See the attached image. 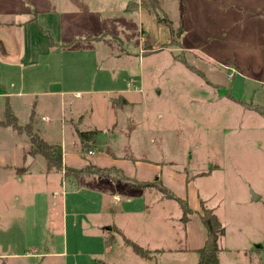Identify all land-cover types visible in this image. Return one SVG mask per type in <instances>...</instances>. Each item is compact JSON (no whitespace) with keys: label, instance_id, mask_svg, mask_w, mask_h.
<instances>
[{"label":"rangeland","instance_id":"rangeland-1","mask_svg":"<svg viewBox=\"0 0 264 264\" xmlns=\"http://www.w3.org/2000/svg\"><path fill=\"white\" fill-rule=\"evenodd\" d=\"M68 1L91 15L97 41L83 44L95 49L100 75L113 70V81L93 87L128 90L136 101L113 107L117 125L93 131L90 149L134 162L132 179L124 173L134 182L119 172L102 183L45 171L44 156L29 153L33 126L21 113L19 130L0 127V264H198L189 246H202L206 233L201 201L226 229L221 264H264V117L250 110L264 106V0H130L129 12V0ZM41 5L0 0L9 51L12 26ZM170 195L188 200V223Z\"/></svg>","mask_w":264,"mask_h":264},{"label":"crops","instance_id":"crops-1","mask_svg":"<svg viewBox=\"0 0 264 264\" xmlns=\"http://www.w3.org/2000/svg\"><path fill=\"white\" fill-rule=\"evenodd\" d=\"M70 4L68 0H42V5L35 14L12 26L16 36L15 50L9 51L7 42L0 40V98L6 102L3 109L6 105L10 106L17 121L21 113L25 114L29 119L27 124L31 123L33 126L34 134L48 144L61 145L64 167L82 169L88 164L99 168L115 167L122 169L132 179L134 169L131 164L134 162L125 157L115 160L105 152L100 157L97 155V148L90 149L86 156H81L78 152L79 132L100 133L117 125L112 100L124 97L129 104L136 101H133L132 93L128 90L112 92L93 87L100 80L113 81V70L107 69L105 79L100 75L95 49L83 44L97 41L93 29L95 25L93 21L87 20L91 19V15L85 6ZM258 67L260 73H263L258 79L264 82V59ZM89 84L91 86L87 88ZM132 84L136 86L133 81L128 83V88L134 89ZM261 86L263 89L264 84ZM86 115L89 117L85 124ZM40 122L45 123L46 127H42ZM82 123L85 131L80 127ZM103 127L106 129H102ZM59 130L66 134L69 132V140L66 137L58 139L59 136L55 133ZM94 141L89 142L90 145ZM29 146L28 150L31 151V142ZM25 160L26 158L23 163ZM31 163L24 168L25 171L31 167ZM45 171L63 175L65 172L49 170L47 163ZM103 180L97 181L103 183ZM113 227L115 226L112 229ZM206 236L207 232L205 235L201 234L202 246H189V250L195 252L203 247Z\"/></svg>","mask_w":264,"mask_h":264},{"label":"trees","instance_id":"trees-1","mask_svg":"<svg viewBox=\"0 0 264 264\" xmlns=\"http://www.w3.org/2000/svg\"><path fill=\"white\" fill-rule=\"evenodd\" d=\"M132 2L129 3L128 7L126 8V11L136 10V8H130ZM117 104L126 105L128 104L127 100L124 97H118L116 100H112V105L115 107ZM251 111H255L256 113L260 114L262 117H264V106L254 104L250 109ZM4 118L2 121H0V127L8 128L13 127L16 130H19L18 121L13 111H11L10 106L6 105L4 109ZM95 132L92 131H86V132H79L78 137L83 142L86 143L88 148V151L92 147V145L89 144V142L94 141L92 140V135H94ZM28 136L32 143V148L30 151L31 155L39 154L44 156L47 168L49 170L55 169L57 170H63L65 173H73L75 176L79 177L82 175L87 174H95L98 176V178H110L111 172H119L121 175L122 180L128 181L130 183H133L131 179L127 178L124 174V171L122 169H116V168H107L102 167L99 168L93 164H88L87 167L82 169H76V168H70V167H64L63 166V156H62V147L59 144L51 145L48 144L43 139H40V137L33 133L32 127L29 126L28 129ZM203 175H206L203 174ZM157 181H155L156 183ZM135 184V183H134ZM143 186H149L154 184H148V183H140ZM173 199H176L182 208V214L183 218L182 221L184 224L188 223L190 221V216L193 213L192 209L189 206V202L186 199L181 198H175L170 195ZM201 206V214L200 219L201 222L206 228L207 236L206 240L204 242V246L196 249L195 253L198 254V264H221V260L219 258V253L221 251L220 249V239L225 236L226 229L223 227L222 223L220 222L218 216L216 213H214V209H208L205 205L204 201L200 202ZM124 242L127 246H130L135 254L140 256L143 259L149 260L150 252L143 248L141 245H138L136 242H132L127 237H124Z\"/></svg>","mask_w":264,"mask_h":264},{"label":"water","instance_id":"water-1","mask_svg":"<svg viewBox=\"0 0 264 264\" xmlns=\"http://www.w3.org/2000/svg\"><path fill=\"white\" fill-rule=\"evenodd\" d=\"M28 157H30V155H29ZM28 165H29V162H26V165H25L24 168L26 169V168L28 167ZM254 196H255V195H254ZM259 197H260V196H257V195H256L254 199L256 200V199H258ZM108 229H110V228H108Z\"/></svg>","mask_w":264,"mask_h":264},{"label":"built area","instance_id":"built-area-1","mask_svg":"<svg viewBox=\"0 0 264 264\" xmlns=\"http://www.w3.org/2000/svg\"><path fill=\"white\" fill-rule=\"evenodd\" d=\"M90 154H91V152H90Z\"/></svg>","mask_w":264,"mask_h":264}]
</instances>
